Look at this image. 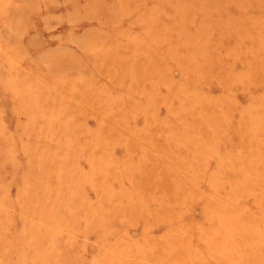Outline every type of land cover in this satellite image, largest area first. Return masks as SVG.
<instances>
[{
  "label": "rangeland",
  "instance_id": "374dc122",
  "mask_svg": "<svg viewBox=\"0 0 264 264\" xmlns=\"http://www.w3.org/2000/svg\"><path fill=\"white\" fill-rule=\"evenodd\" d=\"M0 264H264V0H0Z\"/></svg>",
  "mask_w": 264,
  "mask_h": 264
}]
</instances>
